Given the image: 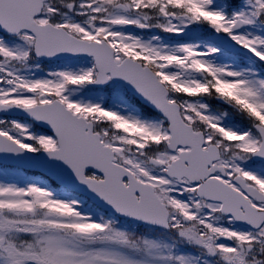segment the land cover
Masks as SVG:
<instances>
[{"label": "snow or ice", "instance_id": "6c2138e0", "mask_svg": "<svg viewBox=\"0 0 264 264\" xmlns=\"http://www.w3.org/2000/svg\"><path fill=\"white\" fill-rule=\"evenodd\" d=\"M0 264H264V0H0Z\"/></svg>", "mask_w": 264, "mask_h": 264}]
</instances>
